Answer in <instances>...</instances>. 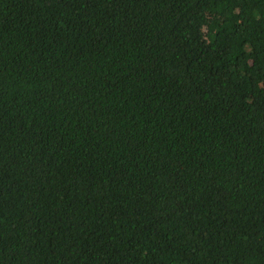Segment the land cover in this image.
I'll return each mask as SVG.
<instances>
[{"label": "trees", "instance_id": "16d2710c", "mask_svg": "<svg viewBox=\"0 0 264 264\" xmlns=\"http://www.w3.org/2000/svg\"><path fill=\"white\" fill-rule=\"evenodd\" d=\"M0 264H264V0H0Z\"/></svg>", "mask_w": 264, "mask_h": 264}]
</instances>
